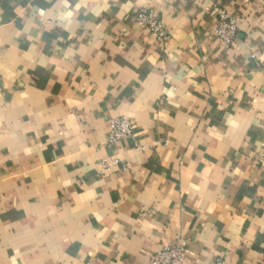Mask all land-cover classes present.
Wrapping results in <instances>:
<instances>
[{
	"label": "crops",
	"instance_id": "obj_1",
	"mask_svg": "<svg viewBox=\"0 0 264 264\" xmlns=\"http://www.w3.org/2000/svg\"><path fill=\"white\" fill-rule=\"evenodd\" d=\"M119 117L132 133L109 144ZM177 244L186 264H264V0H0V264Z\"/></svg>",
	"mask_w": 264,
	"mask_h": 264
},
{
	"label": "built area",
	"instance_id": "obj_2",
	"mask_svg": "<svg viewBox=\"0 0 264 264\" xmlns=\"http://www.w3.org/2000/svg\"><path fill=\"white\" fill-rule=\"evenodd\" d=\"M240 18L233 16L227 10H221L217 14V24L214 28L215 36L220 44L230 48L237 37ZM135 24L142 30L151 34L158 42L168 40V33L160 15L153 10L140 9L134 16ZM111 135L109 144L117 143L132 133L130 121L125 117L114 118L110 121ZM187 256L185 248L180 245H161L152 257L150 264H186Z\"/></svg>",
	"mask_w": 264,
	"mask_h": 264
}]
</instances>
